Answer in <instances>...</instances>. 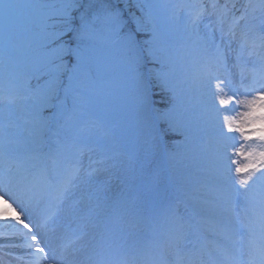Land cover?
Returning <instances> with one entry per match:
<instances>
[{"label": "rangeland", "instance_id": "1", "mask_svg": "<svg viewBox=\"0 0 264 264\" xmlns=\"http://www.w3.org/2000/svg\"><path fill=\"white\" fill-rule=\"evenodd\" d=\"M80 1L81 8L71 21V9ZM122 1L118 7L105 0H0V85L7 89L0 88L4 95H0V237L34 241L32 255L25 257L34 259L32 251L40 249L32 232L26 230L28 225L20 220L22 210L53 249L66 242L73 229L83 231V238L75 243L81 255L100 253L107 264H143L144 253L148 264H186L184 257L169 261L170 254L167 252V258L160 252L188 238L181 248L186 249L193 234L203 238V243H207L206 237L213 238V248L206 254L211 259L197 253L198 264H220L223 257L231 261L229 254L237 253H246L249 264H264L257 255L264 249V227L259 222L264 209V110L241 119L255 98L264 109V81L253 82L250 69L258 65V56H241L239 40V34L250 25L257 35H264V14L256 12L253 19L247 11L240 19L233 12L240 0ZM140 20L145 29L151 28L147 50L153 46L152 57L159 64L162 57L172 64L178 62L183 73L179 82L170 67L161 69L165 77H173L172 87L186 100L179 117L190 137L168 158L175 161L176 168L182 166L177 164L181 157L201 168L192 177L198 182L175 204L179 222L172 230L165 222L156 223L157 208L152 205L169 177L158 125L148 118L149 91L138 69L142 52L130 34L132 24L137 26ZM232 25L235 36L229 32ZM73 26L68 42L46 50L40 58H26L34 48L56 40ZM65 51L75 58V69L85 72V81L84 85L72 84L74 69L68 82L73 91L62 72L50 80V84L59 80L53 97L61 101L53 102L57 112L48 135L54 145L50 156L58 154V165L47 167L46 178L51 185L66 178L70 183L59 215L45 226L49 199L34 193L33 180L40 173L26 172L32 163L21 156L23 149L39 142L31 121L40 104L21 98L28 94L37 98L39 88L27 84L30 88L20 89L19 95L14 90L23 88L25 80ZM82 87L90 95L89 103L84 95V103L75 101L78 96L72 92L84 91ZM48 96L43 87L42 103L49 104ZM177 101L178 108L182 99ZM70 105L82 107V113L70 116ZM164 115L176 117L175 113ZM67 131L71 139L65 136ZM183 150L194 155L182 156ZM253 193L257 194L255 206L250 199ZM225 197L231 213L224 211ZM240 210L249 226L234 218ZM81 217L89 218L83 229ZM196 244L201 246L200 241ZM1 257L5 263L22 264L10 256Z\"/></svg>", "mask_w": 264, "mask_h": 264}, {"label": "snow or ice", "instance_id": "2", "mask_svg": "<svg viewBox=\"0 0 264 264\" xmlns=\"http://www.w3.org/2000/svg\"><path fill=\"white\" fill-rule=\"evenodd\" d=\"M257 11L264 14V0H250L249 15L253 19L255 18V13ZM234 27L235 25H232L229 28V32L233 36L236 35L233 31ZM239 40L241 56H251L254 54L258 56V65L255 68L250 69L253 74V82L264 81V35H257L254 31V25H250L247 31H243L239 34ZM257 110H264L261 109V101L259 98H255L247 104L246 111L241 114V119L250 117ZM31 123L36 136H42L43 130L47 127V122L41 120L39 115H37L33 118ZM236 123L239 124L240 120H237ZM31 158L33 160H37V162H40L43 165L40 169V175L35 177L33 180V191L36 195L46 196L49 199V212L43 221V224L47 226L50 220L59 215L61 211L60 205L64 201V194L68 188L70 180L66 178L62 183L57 185H51L47 181V167L49 165L53 167L58 165V154L46 157V162L39 161L36 156H32ZM242 183L247 185L248 180H242ZM250 199L255 206L257 203V194L253 193ZM261 199L264 200V196H262ZM223 204L224 211L231 213L232 206L229 205L227 197H225ZM20 220L23 221L24 224L28 225L30 229L32 228L30 221L25 218V213L22 210L20 211ZM88 222L89 218L87 217L79 218L81 229L86 227ZM259 222L261 226L264 227V209H262L259 216ZM83 235V231L77 232L73 229L70 238L66 242L59 245V251H57L56 249H53L51 245L43 239V237L38 235L34 230L32 231V237L37 242L36 246L40 250L48 253V256L45 258L55 261L56 264H107V262L101 257L100 253L81 255V248L76 247L75 243L76 241L81 240ZM0 240L5 241L0 243V250L13 248L18 249L16 252L2 251V256H10L17 261H22L26 256L32 255L30 249L33 247V244L27 237H0ZM257 255L260 257L261 261L264 262V249H260ZM253 260H255V257H253ZM41 261L42 257L35 256V264H41ZM0 264H3L2 258H0Z\"/></svg>", "mask_w": 264, "mask_h": 264}, {"label": "trees", "instance_id": "3", "mask_svg": "<svg viewBox=\"0 0 264 264\" xmlns=\"http://www.w3.org/2000/svg\"><path fill=\"white\" fill-rule=\"evenodd\" d=\"M105 1L111 2L112 4H115L118 7H120L118 5V3L123 4V1L122 0H105ZM81 2L82 1L79 2V5L81 4ZM79 5H78V7H79ZM78 7H75V8L72 7L71 12H72L73 18L71 19V21L73 19L75 20V16H76V14H77V12L79 10ZM125 17H126V15H125ZM142 22L143 21L140 20L137 23V26H139V28H138L136 26V24H132V22L129 21L130 25L132 24V27H133V30H131V32H132V35L134 36V39L136 40V42L140 46V48L142 50L144 49L146 51L148 49V45H149V38L148 37L150 36V30L151 29H150L149 26H147V28L145 29V27L142 26ZM54 27L56 28V27H58V25H54ZM60 28H62V27L60 26L57 29H60ZM73 31H74V26L72 28L68 29L61 37L57 38L56 40H53L52 42H49L44 47L45 48H49V47H52V46H57V45L61 44L62 42H65V41L68 42L67 41L68 40L67 37L68 36H73L72 35L73 34ZM69 41H70V43L72 42V37H70ZM144 53L145 52H143V57H142L143 64L146 65V66H148L150 68L153 65L154 61H153V59H152V57H151V55L149 53H146L145 57H144ZM67 56L68 55H66V54L63 53V55H59L56 59H62V58H65ZM68 57L71 58L70 56H68ZM150 70L152 71V68H150ZM155 83L157 84V82H155ZM154 88L156 89V86H154ZM159 89H160V91L158 93H157V90H155V92H154V98H155V103L154 104L158 108V111H161L162 108H160V107H163L165 105H170L171 104L169 102L171 100V97H170V92L166 88L164 89L163 87L159 86ZM165 101L166 102H169V103H164ZM170 133H171V128L168 129L165 126V124H164L163 125V134H164V137L165 138H169V139H171V140L174 141V143H173L174 145H171V147H172V149L174 151L177 152V149L178 148L179 149H180V147L183 148V143H182L183 141L181 139H177V138H173L172 139V137H176L177 135L174 134V136L173 135L170 136Z\"/></svg>", "mask_w": 264, "mask_h": 264}, {"label": "bare ground", "instance_id": "4", "mask_svg": "<svg viewBox=\"0 0 264 264\" xmlns=\"http://www.w3.org/2000/svg\"><path fill=\"white\" fill-rule=\"evenodd\" d=\"M240 211H241V210H240ZM237 219L241 220L243 223H246V224L249 223V222H248V219L246 218V215H244V214L242 213V211H241L240 213L237 214ZM26 230H27L29 233H31L33 230L35 231V227H34V225H32V228H31V229L26 227ZM0 233H2V232L0 231ZM2 251H4V250H0V252H2ZM35 254H37V253H35ZM40 254L42 255V261H41V264H56L55 261H52L51 259L45 258V257L48 256V253L43 252V253H40ZM1 258H2V260H4L3 257H1ZM239 261H240V262H243L244 264H247V260H246V257H245V256H241V257L239 258ZM23 262H24L25 264H35V261H27V260H25V259L23 260Z\"/></svg>", "mask_w": 264, "mask_h": 264}]
</instances>
